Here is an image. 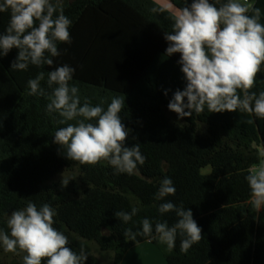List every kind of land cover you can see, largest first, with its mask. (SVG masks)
<instances>
[{
	"label": "trees",
	"instance_id": "16d2710c",
	"mask_svg": "<svg viewBox=\"0 0 264 264\" xmlns=\"http://www.w3.org/2000/svg\"><path fill=\"white\" fill-rule=\"evenodd\" d=\"M191 2L172 0L176 9ZM249 2L261 9L264 23V0ZM61 7L72 21L71 43L58 42L61 55L52 57V66L12 70L16 48L0 57V229L9 231L8 216L29 201L38 208L49 203L57 213L53 226L68 237L74 251L83 247L85 264H102L87 242L112 252L113 264H124L135 248L160 244L148 237L130 240L125 229L142 230L145 218L153 228L157 221L173 225L175 213L158 210L171 201L191 209L203 239L183 253L178 236L165 255L166 264H264V208L257 212L252 207L245 179L250 167L264 161V119L239 110L207 109L179 118L168 109L186 80L177 63L180 54L165 52L164 34L172 31L174 14L153 0H61ZM8 22L9 13H0V33ZM65 64L75 69L69 83L79 88L81 105L87 101L106 110L112 98L125 99L119 113L129 129L125 146L140 144L146 158L132 174L117 173L105 161L95 166L70 161L54 143L55 132L75 121L58 123L61 117L46 111L48 99L29 95L27 82L42 71L41 87L50 93L47 73ZM251 91H264V66ZM248 119L254 122L248 124ZM206 168L211 171L204 173ZM66 170H78L80 182L67 187L52 183ZM165 177L176 191L158 200ZM133 207L139 211L127 224L115 216Z\"/></svg>",
	"mask_w": 264,
	"mask_h": 264
},
{
	"label": "clouds",
	"instance_id": "9594fccd",
	"mask_svg": "<svg viewBox=\"0 0 264 264\" xmlns=\"http://www.w3.org/2000/svg\"><path fill=\"white\" fill-rule=\"evenodd\" d=\"M152 11L158 9L154 7ZM0 13H9L7 28L0 33V57L18 49L12 70L26 71L30 65L52 66V57L61 55L58 42L71 43L72 21L64 14L61 0H0ZM261 17V9L249 0H192L190 5L175 11L172 31L164 34L168 42L165 52L167 56L180 54L177 63L181 65L186 87L173 94L168 103L170 111L184 118L202 114L205 109L209 113L239 110L264 119V91H251L264 66ZM74 72L67 64L48 72L50 93L41 87L45 79L42 71L27 82L29 95L48 99L46 111L57 113L61 117L58 123L75 121L55 132L54 143L70 161L89 166L105 161L117 173L132 174L146 158L140 144L125 146L129 129L119 115L125 99L112 98L106 110L87 101L81 105L79 88L69 83ZM2 127L0 121V130ZM245 179L250 188V203L259 212L264 208V163L250 167ZM69 181L62 178L61 187H67ZM175 191L172 180L165 177L160 181L156 199L174 195ZM158 210L161 214L174 212L176 222L169 226L167 221H157L153 228V223L145 218L142 230L125 229L124 236L133 241L138 236L157 239L169 251L175 248L180 236L183 253L203 239L191 209L167 201ZM138 211L133 207L130 213L116 211L115 216L127 224ZM56 214L49 203L38 208L29 201L8 217L9 231L0 229V247L4 252L26 253L23 264H42L45 260L46 264H85L88 255L83 247L79 253L74 251L68 246V237L53 226Z\"/></svg>",
	"mask_w": 264,
	"mask_h": 264
},
{
	"label": "rangeland",
	"instance_id": "374dc122",
	"mask_svg": "<svg viewBox=\"0 0 264 264\" xmlns=\"http://www.w3.org/2000/svg\"><path fill=\"white\" fill-rule=\"evenodd\" d=\"M167 6H170V5L168 4ZM173 10L176 11L177 9L174 8ZM175 11L173 12L174 14H175ZM173 119L178 120L176 118H173ZM262 163H264V161ZM210 171H211V168H206L203 172L209 173ZM62 178L63 179H69L70 180L69 183L70 182L79 183L81 176H80V173L78 170H72V171L66 170V171H62L56 178H54L52 183L61 184ZM87 244L91 250V254L93 256H95L102 264H113V253L112 252L101 251L99 249V247L94 242H87ZM155 250L157 251L158 257L160 258V262L156 260L157 258H155V256L152 258H151V256H149V259H146V260L143 259L142 263L141 262L139 263V261H136L137 259L134 258L137 251L138 252L140 251L138 249V250L132 251L130 253V256H128L127 264H129V263L130 264H159L162 261H163V264H165V262H166L165 261V255L168 252H170L167 249L166 245L160 243L158 246L155 247ZM24 255H26V253H20L19 255H17V254L10 253V252H4L3 248L0 247V264H10L13 260H19V261L23 262L22 257ZM145 255H146L145 257L148 256V254H145ZM133 260L136 262H134Z\"/></svg>",
	"mask_w": 264,
	"mask_h": 264
},
{
	"label": "crops",
	"instance_id": "0c3cea01",
	"mask_svg": "<svg viewBox=\"0 0 264 264\" xmlns=\"http://www.w3.org/2000/svg\"><path fill=\"white\" fill-rule=\"evenodd\" d=\"M154 2H156L157 4H159V5H161L163 8H165L166 10H168L169 12H171L172 14H174L173 12L175 11V10H173L175 7H174V5H173V3H172V0H153ZM170 5V6H167V5ZM172 9V10H171ZM155 245L154 244H152V243H146V244H143V245H141V246H139V247H137V248H135L134 250H132V251H135V250H140L139 252L137 251V253L135 254V257L134 258H136L137 260L136 261H139V263L141 262L142 263V261H143V259L144 260H146V259H149V256H151V258L152 257H154L155 256V258H157L156 260L157 261H159L160 262V258L158 257V255H157V251L155 250ZM131 251V252H132ZM130 252V253H131ZM130 253H129V255L128 256H130ZM145 254H148V256L147 257H145L146 255ZM128 256H127V258H126V260H125V262H124V264H127V262H128ZM134 261V260H133ZM136 261H134V262H136ZM162 261V260H161ZM144 263V262H143ZM130 264V263H129ZM159 264H163V261L161 262V263H159ZM165 264H166V262H165Z\"/></svg>",
	"mask_w": 264,
	"mask_h": 264
}]
</instances>
